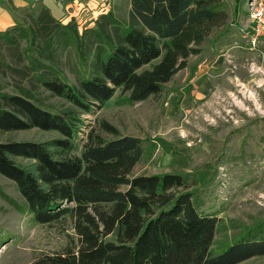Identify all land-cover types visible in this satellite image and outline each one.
I'll use <instances>...</instances> for the list:
<instances>
[{
    "label": "trees",
    "instance_id": "obj_1",
    "mask_svg": "<svg viewBox=\"0 0 264 264\" xmlns=\"http://www.w3.org/2000/svg\"><path fill=\"white\" fill-rule=\"evenodd\" d=\"M244 2L235 0V11ZM123 3L127 16L110 11L83 27L38 3L0 31V135L58 133L0 141V174L15 183L35 223L70 216L78 241L30 264H240L264 256V223L213 254L222 219L201 212L192 192H180L189 187L185 176L133 175L144 140L119 136L106 121L99 127L114 140L94 130L82 136L83 116L118 90L132 103L161 93L228 19L226 0Z\"/></svg>",
    "mask_w": 264,
    "mask_h": 264
},
{
    "label": "rangeland",
    "instance_id": "obj_2",
    "mask_svg": "<svg viewBox=\"0 0 264 264\" xmlns=\"http://www.w3.org/2000/svg\"><path fill=\"white\" fill-rule=\"evenodd\" d=\"M124 1L117 0L118 14L127 16ZM226 1V24L212 30L201 53L190 57L188 67L161 93L132 103L128 93L118 90L101 110L83 116L82 133L85 137L94 130L114 140L118 136L99 127L106 121L119 136L144 140L133 175L185 176L189 187L180 192H192L201 212L222 219L213 254L264 223V38L256 45L250 39L253 23L247 4L252 0H245L237 11L235 0ZM67 74L74 83V76ZM51 102L63 105L59 99ZM57 136L33 129L2 134L0 141L39 142ZM80 153L81 147L76 151ZM74 242L70 216L52 224L35 223L15 183L0 174V264H30ZM240 264H264V256Z\"/></svg>",
    "mask_w": 264,
    "mask_h": 264
},
{
    "label": "crops",
    "instance_id": "obj_3",
    "mask_svg": "<svg viewBox=\"0 0 264 264\" xmlns=\"http://www.w3.org/2000/svg\"><path fill=\"white\" fill-rule=\"evenodd\" d=\"M38 3L48 7L57 19L74 18L79 24L88 20L94 23L101 14L121 10L117 0H0V31L15 26L21 20V10Z\"/></svg>",
    "mask_w": 264,
    "mask_h": 264
},
{
    "label": "built area",
    "instance_id": "obj_4",
    "mask_svg": "<svg viewBox=\"0 0 264 264\" xmlns=\"http://www.w3.org/2000/svg\"><path fill=\"white\" fill-rule=\"evenodd\" d=\"M247 15L253 23L251 42L256 45L264 38V0H252L247 4Z\"/></svg>",
    "mask_w": 264,
    "mask_h": 264
}]
</instances>
